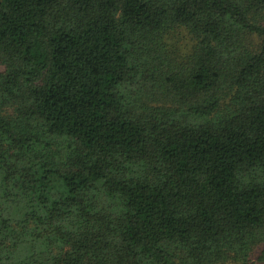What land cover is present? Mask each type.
Returning <instances> with one entry per match:
<instances>
[{"label":"trees","instance_id":"1","mask_svg":"<svg viewBox=\"0 0 264 264\" xmlns=\"http://www.w3.org/2000/svg\"><path fill=\"white\" fill-rule=\"evenodd\" d=\"M0 264H264V0H0Z\"/></svg>","mask_w":264,"mask_h":264}]
</instances>
